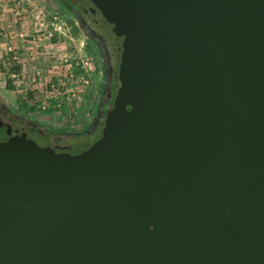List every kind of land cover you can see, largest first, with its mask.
<instances>
[{"label":"water","instance_id":"water-1","mask_svg":"<svg viewBox=\"0 0 264 264\" xmlns=\"http://www.w3.org/2000/svg\"><path fill=\"white\" fill-rule=\"evenodd\" d=\"M91 1L120 88L79 154L0 142V264H264V0Z\"/></svg>","mask_w":264,"mask_h":264},{"label":"rangeland","instance_id":"rangeland-1","mask_svg":"<svg viewBox=\"0 0 264 264\" xmlns=\"http://www.w3.org/2000/svg\"><path fill=\"white\" fill-rule=\"evenodd\" d=\"M0 37L6 45L0 55V101L43 128L68 135L86 131L103 75L73 18L53 0H0Z\"/></svg>","mask_w":264,"mask_h":264},{"label":"flooded vegetation","instance_id":"flooded-vegetation-1","mask_svg":"<svg viewBox=\"0 0 264 264\" xmlns=\"http://www.w3.org/2000/svg\"><path fill=\"white\" fill-rule=\"evenodd\" d=\"M53 1L65 15L73 18L75 26L98 55L103 89L95 114L86 131L68 135L51 128H43L0 101V142L7 141L11 133H16L35 141L42 148L54 149L58 154L75 155L89 149L102 136L105 119L120 88L119 70L124 38L114 33L113 25L104 19L100 9L91 0ZM94 134L97 138L92 140Z\"/></svg>","mask_w":264,"mask_h":264},{"label":"crops","instance_id":"crops-1","mask_svg":"<svg viewBox=\"0 0 264 264\" xmlns=\"http://www.w3.org/2000/svg\"><path fill=\"white\" fill-rule=\"evenodd\" d=\"M5 47H6L5 43H3V40L0 37V55L4 53V50H6Z\"/></svg>","mask_w":264,"mask_h":264},{"label":"built area","instance_id":"built-area-1","mask_svg":"<svg viewBox=\"0 0 264 264\" xmlns=\"http://www.w3.org/2000/svg\"><path fill=\"white\" fill-rule=\"evenodd\" d=\"M78 64H79V63H78ZM87 65H88V64H87ZM60 106H61V104H58V105H57V107H60Z\"/></svg>","mask_w":264,"mask_h":264}]
</instances>
